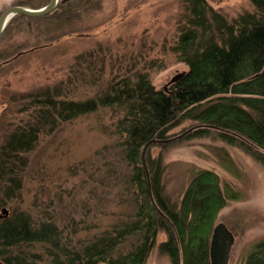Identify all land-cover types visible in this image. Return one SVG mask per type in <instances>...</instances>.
<instances>
[{
    "label": "trees",
    "instance_id": "obj_1",
    "mask_svg": "<svg viewBox=\"0 0 264 264\" xmlns=\"http://www.w3.org/2000/svg\"><path fill=\"white\" fill-rule=\"evenodd\" d=\"M58 1L53 11L41 16L15 15L0 39L14 29H21L36 43L79 34L78 22L102 9V0ZM184 1L187 21L172 48L186 69L168 85L157 86L143 70H137L135 79L116 73L106 89L75 99L67 96L74 88L69 76L53 92L32 94L26 119L0 145V205H5L20 196L28 154L43 134L80 115L110 107L118 115L111 132L116 138L113 146L129 167V217L78 243L50 215L37 217L14 208L0 220V264H148L155 249L170 264H211L209 246L218 214L245 193L216 171L195 164L178 171L182 181L183 174L189 175L187 184L179 181V190L168 192L166 174L172 167L165 162L164 151L180 141L171 131L190 120L193 129L179 135L181 139H218L239 146L264 165V0H251L254 10L241 12L233 20L207 0ZM11 47L5 45L0 58L8 59ZM203 144L210 152L221 151L218 162L239 176L222 162L230 157L224 146ZM154 145L161 148L157 155L151 153ZM159 233L166 238L158 243ZM243 256V264H264V237Z\"/></svg>",
    "mask_w": 264,
    "mask_h": 264
},
{
    "label": "rangeland",
    "instance_id": "obj_2",
    "mask_svg": "<svg viewBox=\"0 0 264 264\" xmlns=\"http://www.w3.org/2000/svg\"><path fill=\"white\" fill-rule=\"evenodd\" d=\"M47 1L0 0V16L11 5L29 2L22 5L38 8ZM207 1L229 20L254 10L251 0ZM187 14L184 0H102L101 10L89 12L78 22L79 34H64L39 43L21 29L5 34L0 39V52L10 44L12 49L6 54L12 60L6 65L7 59L0 58V145L11 129L26 119L31 95L48 89L53 92L56 85L67 83L69 76L74 88L67 96L75 99L106 89L116 73L135 79L137 70H143L157 86L168 85L186 69L172 47ZM115 113L110 107H101L43 134L28 154L20 196L0 205V214L6 207L9 213L18 208L37 217L50 215L65 225L78 243L127 219L132 195L126 187L129 167L113 146ZM192 129L193 122L185 120L171 131L180 141L175 140L164 151L165 162L172 167L166 174L168 192L179 190V181L187 184L189 175L183 174L182 181L178 174L187 164L212 169L221 179L243 189L242 200H230L217 220L226 223L235 236L229 264H243L248 247L264 237V165L239 146L218 139H181ZM207 142L227 149L230 157L222 162L239 176L218 162L216 156L222 158L221 151L210 152L203 144ZM160 150L154 145L151 153L157 155ZM165 238V233H159L158 243ZM148 264L170 261L155 249Z\"/></svg>",
    "mask_w": 264,
    "mask_h": 264
},
{
    "label": "water",
    "instance_id": "obj_3",
    "mask_svg": "<svg viewBox=\"0 0 264 264\" xmlns=\"http://www.w3.org/2000/svg\"><path fill=\"white\" fill-rule=\"evenodd\" d=\"M58 2V0H50L46 5L38 8L28 7L24 5H11L7 7L0 16V34L6 28L8 22L15 15L22 13L28 16H41L48 13L49 11H53ZM8 214L9 210L4 207L0 214V219L8 216ZM234 241L235 236L232 234L226 223H216L213 229L209 246L211 264H229L230 254Z\"/></svg>",
    "mask_w": 264,
    "mask_h": 264
},
{
    "label": "flooded vegetation",
    "instance_id": "obj_4",
    "mask_svg": "<svg viewBox=\"0 0 264 264\" xmlns=\"http://www.w3.org/2000/svg\"><path fill=\"white\" fill-rule=\"evenodd\" d=\"M21 53H22V52H21ZM19 54H20V53H19ZM17 55H18V54H17ZM14 56H15V55H14ZM10 60H11V59H7L6 61L9 62ZM6 61H5V63H7ZM5 63H4V64H5ZM4 115H5V114H4ZM2 119H3V118H2Z\"/></svg>",
    "mask_w": 264,
    "mask_h": 264
}]
</instances>
